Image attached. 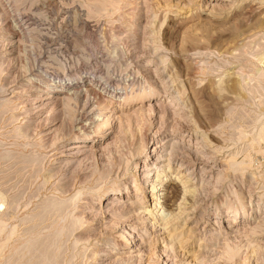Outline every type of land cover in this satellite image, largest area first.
Returning a JSON list of instances; mask_svg holds the SVG:
<instances>
[{
  "label": "rangeland",
  "instance_id": "obj_1",
  "mask_svg": "<svg viewBox=\"0 0 264 264\" xmlns=\"http://www.w3.org/2000/svg\"><path fill=\"white\" fill-rule=\"evenodd\" d=\"M95 9L99 14L89 15ZM31 78L39 87L30 89L42 90L36 92L40 99L56 95L45 109L25 102L29 90L24 85ZM67 84L83 91L74 120L80 113L86 120V102L96 115L101 109L108 116L114 108L128 114L143 109L139 119L145 121L147 142L158 136L163 144H177L171 164L162 162L158 168L165 208L149 213L151 182L140 193L144 184L138 173L151 149L132 159L122 176L123 157L132 150L126 129L108 149L110 140H103L77 164L56 163L63 149L83 140L82 132L67 133V105L59 101L65 95L57 87ZM7 99H13L10 110L0 111V155L11 154L0 160V213L9 214L6 230L16 227L22 233L30 227L23 220L48 197L65 199L92 188L67 211L77 213L82 226L63 238L58 264H264V225L254 235L227 222L228 208H239L233 193L246 204L240 222L252 227L264 222L263 137L253 162L246 158L264 122V0H0V101ZM31 116L36 118L29 134L21 137L16 129ZM239 134L245 137L237 140ZM37 156H42L38 162L22 163ZM224 161L239 171L229 173L219 187L215 179ZM106 170H112L111 177L101 185L99 176ZM187 173L192 176L186 178ZM116 178L119 184H113ZM117 194L124 203L132 195L141 202L126 205L125 219L112 226V212L91 205L105 204ZM14 196L18 202L9 210ZM56 218L43 222L44 233ZM134 218L145 222L133 228L134 238L145 240L144 249L136 259H121V253L135 248L132 240L121 245L122 225L133 224ZM1 236L0 242L11 241L7 232ZM226 240L235 255H227ZM23 242L12 241L0 264Z\"/></svg>",
  "mask_w": 264,
  "mask_h": 264
},
{
  "label": "bare ground",
  "instance_id": "obj_2",
  "mask_svg": "<svg viewBox=\"0 0 264 264\" xmlns=\"http://www.w3.org/2000/svg\"><path fill=\"white\" fill-rule=\"evenodd\" d=\"M89 7L93 8L91 6H89ZM88 13H89V15L99 14V11H97L95 9V11H89ZM92 17H94V15ZM63 67H66V66L63 65ZM35 82L36 81L33 78H31L29 83L24 85V88L27 91L29 90L28 94H27V98L25 99V102L26 103L32 102L33 104H31V105L35 106L34 107L35 109H37V108L40 109V108H44V107L47 108V105L50 104L52 99H57L56 95L54 93H48L45 96V98L40 99L41 98L40 94L36 95V92H39L42 90L30 89V88H34V87H37V88L39 87V86H37V84ZM57 87H59L61 90H63L62 95H65L64 98H61V99L59 98V101H63L67 105V115H68V118L70 119V123L68 124L69 130L66 129V130H68L67 133L70 134L71 131L82 132L83 135L81 136V138H83V140H80L77 143H73L72 145H69L67 148L63 149L58 155H56V161H57L56 163L68 164V165L77 164V160L82 155H86L89 152V150H91L93 147H100L101 146L100 144L103 140L105 142L110 140V142L105 145V147H106L105 149H108L113 144L118 142V140L121 137L122 131L124 129H126V131L129 132V135H131V137H132V139L130 138L132 150H131V152H129L128 155L126 153V156L123 157L124 169L122 170V176L126 175L127 169L129 167V163L132 159H134L136 156H140V155H143V157H145L144 154L146 153V150H148V148L151 149V152H147L146 158H144V161H143L142 169L139 170V173H138L139 176L142 178L141 179L143 182L142 184H144L140 193L144 192L146 189V184L148 182H151L150 183L151 184L150 185L151 190H149V193L153 197V200H152L153 201V205H152L153 209L151 211H149V213L152 214L153 210L165 208V204H166V199L164 197V193H165L164 185L165 184L164 185L162 184V182H164V180H163V176L160 175L161 171L158 170V168H159V164L162 162H168V164H171V162L173 161V158H175L174 156H176V154H177L174 152V150H175L174 147L177 144H175V142H173L172 144H170V143L163 144L159 140L158 136H156V137L154 136L155 139L152 138L153 139L152 141H154V140L155 141L152 142L151 144L147 142V137H146L147 135H145V132H143L144 126H146L145 121H144V119H139L141 116H143L144 112H146L143 109L142 110L139 109L138 112L133 111L132 114H128V113H125L124 112L125 110H123V109H117L114 107H110V108H114L115 111H112L109 116L103 112L104 111L103 109H101L99 111L100 113L96 115L95 114L96 110L93 108V106L89 102H86L82 108L83 114L84 113L86 114V115H84L86 117V120L82 119L83 118L82 113H80L79 117L75 118V120H74L73 116L75 114V108H76L75 104L82 99L83 95H81V94L83 93V91L79 90L78 87H76L75 85H69V84L58 85ZM57 87H55V88H57ZM27 91H26V93H27ZM247 101H249V100H247ZM12 102H13V99H7L4 101H0V111L10 108ZM110 104H111L110 102H105V101L103 102V106H105V107L110 105ZM94 105L97 106L96 103ZM28 107H29V105H28ZM8 110H10V109H8ZM35 118L36 117L31 116L30 119L27 120V123H25L23 126H21V128L16 129V133L18 135H20L21 137H24V138L26 136H28L29 126L31 127V125H32L31 123H33L32 120H34ZM1 119H2V117H1ZM85 121H87V123H84ZM115 122H119V125H117L118 130L112 131L108 134V132L111 129H114V127H111V125L113 123L115 124ZM88 129L91 131L93 130V131L87 132ZM89 132L92 134H88ZM84 133H87V134H84ZM158 133H160V132L158 131ZM59 134H61V133H59ZM88 136H91V137L88 138ZM242 136H244V135L239 134L238 137H235V138H237V140H239ZM261 137L264 138V122H262L260 124V126L258 128H256V134H255V137L252 139V143H251L252 146H251L248 154L246 153L247 154L246 158L248 161L253 162L252 157H253V152L255 151V145L258 146L259 139ZM135 138H137L136 142H135ZM89 140L92 141L91 144H88V143H90ZM248 146H250V145H248ZM177 151H178V149H177ZM152 153H154V156L152 155ZM239 153H240V151H239ZM8 155H11V154L0 155V160L7 158ZM30 155H29V157H31ZM15 156H12L11 158H13V157L15 158ZM38 156L40 157V155H38ZM39 157L38 158L33 157V158H30L29 160L24 159V161H22V160L21 161H22V163L26 162V163L31 164V163L40 161L42 156H41V158H39ZM152 157L156 160L155 162H153L154 160L152 161V159H153ZM163 158H167V159H163ZM137 159H139V158H137ZM28 166H30V165H28ZM36 166H37V164H36ZM137 166H138V164L136 163L135 168H137ZM111 169H112V167H111ZM36 171H34V172L36 173ZM237 171H239V167L237 165H235V163H231L229 161L225 162V168L218 171L216 179H215L217 184H219V187L221 186V183L227 179L229 173H236ZM111 172H112V170H106L102 174L100 173L99 179H100V181H102L101 185H103V183L105 184V181L110 179ZM152 174H153V176H151ZM154 175H156V180L152 181V179L154 178ZM190 175H191V173H187V176H185V177L187 178ZM116 177H118V176H116ZM119 177H120V175H119ZM29 178H31V177H29ZM117 179L118 178L115 179V182L113 184H119V181ZM181 182H183V181H181ZM187 182H190V181H187ZM101 185H98L97 188L101 189L102 188ZM215 187L218 188L217 186H215ZM109 188H112V187L110 186ZM62 189H64V186H60V187L58 186V188H57V190H59V191H61ZM91 189L92 188H90V187H87V188L84 187V188L78 190L71 197L68 196L69 198H65V199H61V197L58 199H57V197L56 198L55 197H53V198L48 197V199H45V201L43 202L42 205H39L40 207H39V210L36 211L37 212L36 214L34 212V215H32L30 217L28 216L24 220L22 219L23 222L31 224V226L26 228L22 233H19V231L16 227H14L13 229H7L6 230V227H7L6 215H9V214H7L8 212H6V211H4V213L2 212L3 214L0 213V224H2V225H0V231H1L0 237H2L1 235L4 232H7V233H9V236L11 239L10 242H5V241L0 242V257H2L6 248L8 247V245L12 241H17V240H21V239L24 240V242H23L24 245L21 246L20 248H18L15 252H13L12 255L10 257H8L7 261H5L4 264H58L59 260H60L61 253L63 252V251H61L63 238L65 236L67 238V236L73 235L72 233L76 229H78L82 226L80 216L76 215L77 213L75 215H73V214L70 215V214H68L67 211H69L68 209L76 204V202L79 200V198L82 195H84L85 193H87ZM117 191L120 192V189H117ZM186 193L189 194L190 193L189 190H187ZM233 194L235 196V206H239V208H234V206L228 208L229 209V212H228L229 214L227 216L228 224L232 225V226H236L237 228L240 226L241 229H243L242 231L244 233L249 232V233H252L254 235L255 234L257 235L258 232H261L260 229H261L262 225H264V222L261 220L258 222V224L256 223L257 225H255L253 227L251 225V222H245V223L240 222L244 219V214L246 211V204L239 198L238 194H235V193H233ZM117 195H118L117 197L114 196V198H111L105 204H103L101 202V200H99V203H92V205H91L92 210L94 208H96L95 206H99L100 208H102L104 210L105 213H108L109 211L112 212V213H109V214H111V220L110 221H112V226H114V225L116 226L117 224L119 225L122 222L121 219L126 217V215L129 212V210H127V209L125 210L126 205H128V204L131 205L133 203L139 204L138 202H141V200H140L141 198H139V197L137 198L136 195H132L129 199H127V197H125L127 202L124 203L122 200L124 198L120 197V194H117ZM18 196L17 197L14 196L12 199L10 198L11 200H9L10 201L9 210L11 208H13L16 205V203L18 202L17 201ZM1 206H3V205H1ZM250 206H251V204H250ZM1 211L2 210L0 209V212ZM100 212H101V210H100ZM100 212L98 211L96 213L99 214ZM163 212H164V210H163ZM225 213H227L226 210H225ZM50 216H56L57 217L55 219L56 221L53 222L54 225L55 224L59 225V223L66 222L67 220H68V222H67V224H64L61 227H59V229H57V230H53L54 225L48 226L46 228L48 230V232L44 233L43 229L41 228L42 224L44 221L46 222L47 218H49ZM106 216H107V214H106ZM108 217H110V216H108ZM135 219L136 218H134V220H132V221H134L133 224H131V222L130 223L128 222V224L122 225L125 239L123 240V242H121V245H125L126 240H129V241L132 240L135 248H133L131 250L124 251L123 253H121V255H120V256H122L121 259L133 260V259L138 258L140 255H142L141 253L143 252V249H144V241L145 240L134 238V229L133 228H134V226H137V225H139V226L144 225L145 222L140 223L138 220H135ZM118 222H120V223H118ZM24 225H26V224H24ZM50 230H52V232H50ZM189 234L190 235L188 237H192V234H193L192 229H190ZM252 234H250V235H252ZM126 238H129V239H126ZM213 238H215V237H213ZM225 239L226 238H224V240ZM76 241H81V239H78ZM225 242L226 243L224 245H225V249L227 248L226 249L227 255H229V256L235 255L236 253L231 250V247H228L230 242H228V240H226ZM75 244H77V243H75ZM113 247H115V246L113 245ZM109 253H110V251H109ZM135 253H137V255Z\"/></svg>",
  "mask_w": 264,
  "mask_h": 264
}]
</instances>
